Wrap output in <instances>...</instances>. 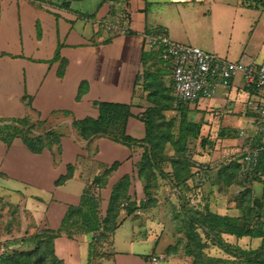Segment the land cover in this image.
Returning <instances> with one entry per match:
<instances>
[{
	"label": "crops",
	"instance_id": "1",
	"mask_svg": "<svg viewBox=\"0 0 264 264\" xmlns=\"http://www.w3.org/2000/svg\"><path fill=\"white\" fill-rule=\"evenodd\" d=\"M241 2L0 0V206L16 213L23 230L11 234L22 241L5 247L22 250L25 243L27 249L31 237L50 231L58 233L53 254L63 264H189L137 245L155 242L136 220L145 125L169 112H197L200 142L213 149L188 158L200 168V182L214 173L211 188L231 189L224 178L241 176L242 157L256 148V107L264 91L238 76L210 100L180 103L163 49L146 45L145 37L260 63L264 8ZM104 24L126 30L106 31ZM104 116L106 134L82 127ZM90 196L94 213L83 204ZM69 211L72 218L63 223ZM245 240L251 239L234 243Z\"/></svg>",
	"mask_w": 264,
	"mask_h": 264
},
{
	"label": "trees",
	"instance_id": "2",
	"mask_svg": "<svg viewBox=\"0 0 264 264\" xmlns=\"http://www.w3.org/2000/svg\"><path fill=\"white\" fill-rule=\"evenodd\" d=\"M241 5L248 9H262L264 8V0H242ZM107 106L103 105L100 108L101 114H104V109ZM122 110L123 107H120ZM106 112V111H105ZM105 117H101L95 121H85L82 123L83 128H91L95 134H106L107 125ZM114 120H108L109 124H114ZM89 125V126H88ZM200 125L187 121L186 114L180 116V125L178 128L177 139L174 141L167 131H157L155 125L146 123L145 137L142 141L143 153L139 165V171L135 178L156 177L155 173L160 164L169 161L172 170L169 174L164 175L168 181L177 190L188 188V181L199 180V167L197 163L191 161L186 155V144L189 139L197 140L199 138ZM124 138V137H123ZM124 143L129 144L130 139H122ZM173 142L178 145V150L175 152L176 159H167L161 154L163 150L162 143ZM30 146V143H28ZM191 168H195L196 172L191 173ZM237 168V167H236ZM199 172H198V171ZM230 170V168H229ZM232 170V169H231ZM233 174L226 176L224 185H234L232 181ZM198 177V179H197ZM238 184L244 186V191L235 199L234 209L240 212L239 216L218 215L207 211L205 207L203 215L195 211L193 215H187L190 218L189 225L198 226L201 233L204 235L205 242L212 247L220 250L225 257L212 258L202 255L203 250L208 246L207 243L198 238L196 235L188 234L189 244L186 245L185 250L187 257L194 259L193 264L197 263L199 259L201 264H264V151L259 154L257 167L252 175L241 173V176H236ZM235 180V179H233ZM200 182V181H198ZM252 183L260 185V195H253L251 190ZM146 185L143 187V193ZM176 190V191H177ZM178 193V192H177ZM180 196V192L178 193ZM96 200L94 197L83 199V204L87 206L90 213H94L96 209ZM127 206L122 205L123 208H130L129 203ZM146 208L147 205L140 201L138 208ZM112 209V208H111ZM136 209H130L129 213L134 212ZM72 212L69 211L63 223H68L72 218ZM190 227V226H189ZM193 229V227H191ZM190 231V229L188 228ZM191 232V231H190ZM58 233H51L44 231L40 235H35L29 239V244L32 249H12L10 252L0 257V264H63L57 260L53 254L52 241ZM223 235L232 236L235 240L242 238L260 239L261 245L257 248H242L236 244H230L224 241ZM199 263V264H200Z\"/></svg>",
	"mask_w": 264,
	"mask_h": 264
},
{
	"label": "rangeland",
	"instance_id": "3",
	"mask_svg": "<svg viewBox=\"0 0 264 264\" xmlns=\"http://www.w3.org/2000/svg\"><path fill=\"white\" fill-rule=\"evenodd\" d=\"M205 100V99H201ZM200 100V101H201ZM182 108V106L180 107ZM187 121L192 123H198L199 117L198 113L190 111L186 113ZM180 125V114L177 112H169L166 115V118H161L157 121L155 127L159 133V130L164 132L167 131L170 137L175 141L178 135V128ZM204 138L199 136L197 140L189 139L186 144V155L188 157L193 154H201V152L206 153V151H211L213 146L211 143H202L200 139ZM220 145V143H219ZM163 150L161 154L167 159H176L175 152L179 149L178 145H174L173 142L162 143ZM221 148V145L218 147ZM224 149V148H222ZM227 149V148H226ZM216 151V150H215ZM225 151V149H224ZM214 153V152H213ZM232 169V167H228ZM172 167L169 161L162 162L157 169L159 173H155L156 177L147 178L144 177L146 185L145 191L140 195V201L147 205L146 208L140 207L136 212V217L139 223L145 227V231L152 235L155 238V242H147L145 245L148 249V252H151L153 247H156V251L161 252L164 258L175 256L186 260L189 264H193L194 259L187 257L185 247L189 244L188 234L196 235L198 238L204 240V235L201 233V230L198 226L189 225L190 218L187 215H193L195 211L205 214L204 208H207L208 212L217 213V214H231L239 216L240 212L234 210L233 199L238 197L243 191L244 186L242 187L237 182V178L232 180L234 185L231 189H225L222 187L211 188V185L215 180V174H209L206 181L198 182L196 180L192 181L189 184L187 190H177L173 185L170 184L167 175L171 172ZM227 181V178H224ZM251 190L253 195H260V185H252ZM224 188V189H223ZM177 190V191H176ZM180 192V196L178 193ZM225 200L228 202V207L225 208ZM225 212V213H224ZM15 213V212H14ZM11 212L10 207L7 205L0 206V257L10 252L12 249H9L8 243H11L17 238L12 237L11 234L22 235L23 230L21 229L20 223L15 218L16 213ZM15 215V216H14ZM10 216H13L10 218ZM264 222V220H263ZM190 226V227H189ZM193 227V229L191 228ZM190 229V231L188 230ZM264 228V223H263ZM10 235V236H9ZM224 241L230 244L234 243V238L231 240L226 235L222 236ZM138 240H141L138 238ZM252 240V241H251ZM250 241L237 242L236 245H239L242 248H258L262 241L260 239H251ZM207 243V247L203 250L202 255L206 257L219 258L225 257L224 254L215 247H212ZM22 244V243H20ZM25 243L23 248L25 249ZM33 246L27 247V249H32ZM200 261L197 259V263ZM201 264V263H200Z\"/></svg>",
	"mask_w": 264,
	"mask_h": 264
},
{
	"label": "built area",
	"instance_id": "4",
	"mask_svg": "<svg viewBox=\"0 0 264 264\" xmlns=\"http://www.w3.org/2000/svg\"><path fill=\"white\" fill-rule=\"evenodd\" d=\"M104 28L106 31L119 33L126 30L112 24H104ZM145 41L150 47L163 49L161 57L170 63L174 97L180 103L194 105L201 99L210 100L214 97L216 88H229L238 76L245 84L264 91V61L232 62L194 46L174 43L167 37L147 36ZM256 114L257 145L241 159L245 176L254 173L259 154L264 151V99L256 107ZM157 259L152 258V262Z\"/></svg>",
	"mask_w": 264,
	"mask_h": 264
}]
</instances>
